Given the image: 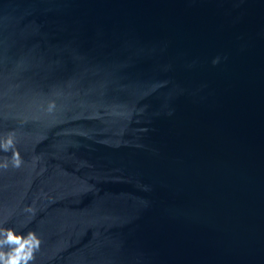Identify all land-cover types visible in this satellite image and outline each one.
Masks as SVG:
<instances>
[{
  "label": "water",
  "instance_id": "95a60500",
  "mask_svg": "<svg viewBox=\"0 0 264 264\" xmlns=\"http://www.w3.org/2000/svg\"><path fill=\"white\" fill-rule=\"evenodd\" d=\"M9 132L31 264H264V0H0Z\"/></svg>",
  "mask_w": 264,
  "mask_h": 264
},
{
  "label": "clouds",
  "instance_id": "9594fccd",
  "mask_svg": "<svg viewBox=\"0 0 264 264\" xmlns=\"http://www.w3.org/2000/svg\"><path fill=\"white\" fill-rule=\"evenodd\" d=\"M218 63L219 57L212 60L213 65ZM53 107L49 104L47 110L51 111ZM0 152L11 153L0 157V168L8 167L9 162L13 167H20L23 163L19 150L15 148L12 132L0 135ZM40 245L41 240L35 232H17L14 228L3 227L0 222V264H31Z\"/></svg>",
  "mask_w": 264,
  "mask_h": 264
}]
</instances>
